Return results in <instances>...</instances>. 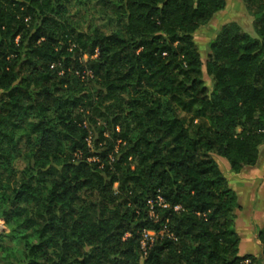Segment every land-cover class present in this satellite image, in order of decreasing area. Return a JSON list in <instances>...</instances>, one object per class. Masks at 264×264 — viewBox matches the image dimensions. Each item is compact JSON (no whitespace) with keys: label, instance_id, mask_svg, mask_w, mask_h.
Masks as SVG:
<instances>
[{"label":"trees","instance_id":"trees-1","mask_svg":"<svg viewBox=\"0 0 264 264\" xmlns=\"http://www.w3.org/2000/svg\"><path fill=\"white\" fill-rule=\"evenodd\" d=\"M73 1L0 0V264H264L216 160L264 144V0H243L257 37L226 22L206 62L227 0H76L110 32Z\"/></svg>","mask_w":264,"mask_h":264},{"label":"crops","instance_id":"crops-1","mask_svg":"<svg viewBox=\"0 0 264 264\" xmlns=\"http://www.w3.org/2000/svg\"><path fill=\"white\" fill-rule=\"evenodd\" d=\"M242 1L236 0V5L239 4L240 8L231 10L233 0H227L226 7L219 11L213 20H223L220 23L221 25L229 21H237L241 24L238 16L247 14L249 17L250 15L243 6ZM250 18H252L251 15ZM216 160L223 172L224 169L221 163L228 171L226 173L229 174L226 177L229 186L234 189L238 197L239 206L235 209V227L240 235V252L241 254H258L260 245L257 241L256 228L264 226V144L260 146L257 164L246 166L238 173L231 171V166L227 159L216 157ZM2 231H7V227L0 222V232Z\"/></svg>","mask_w":264,"mask_h":264},{"label":"rangeland","instance_id":"rangeland-1","mask_svg":"<svg viewBox=\"0 0 264 264\" xmlns=\"http://www.w3.org/2000/svg\"><path fill=\"white\" fill-rule=\"evenodd\" d=\"M235 1L236 0H233L231 10H236V9L238 10V8H240V5L239 4L236 5ZM242 3H243V6L245 7V4L243 1H242ZM71 12L74 15V18L76 20H78L79 22L83 23L86 27L89 24H94V25L96 24V25H100V26L104 27V29L107 32L111 31V27L109 25L103 26L107 22V19L103 18V15L105 16L104 10H103V8H101V6L97 2L91 1V2L86 3V4L79 5L76 2V0H74L72 8H71ZM238 20L241 22V25L245 31H247L251 35L257 37V34H256V32L254 30V26H253V18H250V15L248 17L247 14L246 15L240 14L238 16ZM222 21L223 20L218 21V20L214 19L208 25L200 28L195 33V40L199 46V49H200V52H201V55H202L204 62H206L208 59V43L214 37L215 32L220 28V26H221L220 23H222ZM204 79H205L206 84L209 86V88H212V79L208 75L205 66H204ZM15 166L18 169H22V167H24V163L22 162V160H17L15 162ZM221 166L224 169V174L228 175L229 173H226L228 171L224 167L223 163H221ZM0 222L4 223L3 221H0ZM256 232L258 233L257 228H256Z\"/></svg>","mask_w":264,"mask_h":264},{"label":"built area","instance_id":"built-area-1","mask_svg":"<svg viewBox=\"0 0 264 264\" xmlns=\"http://www.w3.org/2000/svg\"><path fill=\"white\" fill-rule=\"evenodd\" d=\"M160 200H161V198H160ZM149 204H151V214H153V210H152L153 209V207H152L153 202H152V200H149ZM154 235H155V232L152 230H146L144 232L142 242H141L144 254L147 253L148 244H149V242L153 241ZM249 261H250L249 259H246L245 263H248Z\"/></svg>","mask_w":264,"mask_h":264}]
</instances>
